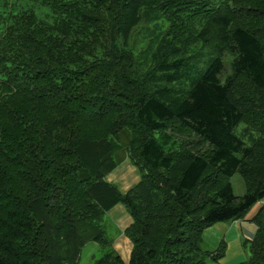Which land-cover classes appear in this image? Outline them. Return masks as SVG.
<instances>
[{"label":"trees","instance_id":"1","mask_svg":"<svg viewBox=\"0 0 264 264\" xmlns=\"http://www.w3.org/2000/svg\"><path fill=\"white\" fill-rule=\"evenodd\" d=\"M29 1L48 13L0 12V264H78L89 243L126 264L117 205L128 264L219 262L205 230L264 200V0ZM126 159L142 177L123 193L107 177ZM253 222L240 264H264V207Z\"/></svg>","mask_w":264,"mask_h":264},{"label":"crops","instance_id":"2","mask_svg":"<svg viewBox=\"0 0 264 264\" xmlns=\"http://www.w3.org/2000/svg\"><path fill=\"white\" fill-rule=\"evenodd\" d=\"M141 177L139 168L130 159H126L107 177V180L118 186L123 193H127L141 181ZM263 207L264 200L256 204L245 218L229 223H218L206 229L203 234V249L214 251L219 248L221 243L225 242L226 244L224 258L219 262L209 259L206 264H240L246 261L249 253L244 242L254 239L258 228L253 219ZM132 223V217L123 205H117L106 214L103 220L105 232L111 240L112 248L126 264L129 263L133 245L125 232Z\"/></svg>","mask_w":264,"mask_h":264},{"label":"rangeland","instance_id":"3","mask_svg":"<svg viewBox=\"0 0 264 264\" xmlns=\"http://www.w3.org/2000/svg\"><path fill=\"white\" fill-rule=\"evenodd\" d=\"M9 4V6L15 5L16 10L21 9H34L35 12L40 16H45V14L48 13V10L46 8H43L37 4L32 3L29 0H0V12L4 11L6 6ZM143 34V25L140 26L133 34L132 36V42L137 40L138 34ZM224 70L220 76L222 82L225 81L226 77L229 75H232V59L233 56L226 54L224 56ZM247 126L244 124L240 125L237 129V134L241 137H243V140L247 145H250L249 137L250 135L256 136V133L252 130H248L246 132ZM157 137L160 134H155ZM231 183L234 187L235 194L237 196L242 197V195L245 193V186L242 177L239 174H236L232 179ZM113 237V236H111ZM110 237V238H111ZM104 253L103 247L98 243H89L87 244L81 254L78 264H94L95 261L102 257Z\"/></svg>","mask_w":264,"mask_h":264}]
</instances>
